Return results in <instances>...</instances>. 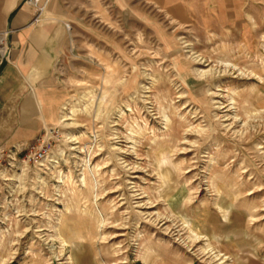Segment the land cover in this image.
<instances>
[{"label": "rangeland", "instance_id": "rangeland-1", "mask_svg": "<svg viewBox=\"0 0 264 264\" xmlns=\"http://www.w3.org/2000/svg\"><path fill=\"white\" fill-rule=\"evenodd\" d=\"M65 1L56 116L0 145V264H264V0Z\"/></svg>", "mask_w": 264, "mask_h": 264}, {"label": "crops", "instance_id": "crops-1", "mask_svg": "<svg viewBox=\"0 0 264 264\" xmlns=\"http://www.w3.org/2000/svg\"><path fill=\"white\" fill-rule=\"evenodd\" d=\"M148 1L172 20L192 21L194 0ZM43 5L42 18L33 22L35 7L28 1L0 0V145L33 139L56 116L54 66L65 53V23L73 16L65 0Z\"/></svg>", "mask_w": 264, "mask_h": 264}, {"label": "built area", "instance_id": "built-area-1", "mask_svg": "<svg viewBox=\"0 0 264 264\" xmlns=\"http://www.w3.org/2000/svg\"><path fill=\"white\" fill-rule=\"evenodd\" d=\"M28 2H32V5L35 7V15L32 21L38 22V18L44 6L39 5V0H28ZM65 28L69 30L70 27L68 23H65ZM25 149H27V152L24 155V160L28 162H38L49 153L48 142L44 137L41 136L35 140L34 144H29Z\"/></svg>", "mask_w": 264, "mask_h": 264}, {"label": "bare ground", "instance_id": "bare-ground-1", "mask_svg": "<svg viewBox=\"0 0 264 264\" xmlns=\"http://www.w3.org/2000/svg\"><path fill=\"white\" fill-rule=\"evenodd\" d=\"M30 4H32V2H30ZM68 24H69V23H68ZM69 27H70V24H69ZM70 28H71V27H70ZM70 28H69V29H70Z\"/></svg>", "mask_w": 264, "mask_h": 264}]
</instances>
